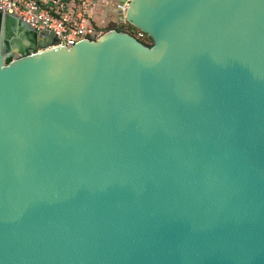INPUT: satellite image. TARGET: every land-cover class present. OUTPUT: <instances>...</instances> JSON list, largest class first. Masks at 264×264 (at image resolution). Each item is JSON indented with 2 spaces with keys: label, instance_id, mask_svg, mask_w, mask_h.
Returning a JSON list of instances; mask_svg holds the SVG:
<instances>
[{
  "label": "water",
  "instance_id": "95a60500",
  "mask_svg": "<svg viewBox=\"0 0 264 264\" xmlns=\"http://www.w3.org/2000/svg\"><path fill=\"white\" fill-rule=\"evenodd\" d=\"M118 15L152 46L1 23L0 264H264V0Z\"/></svg>",
  "mask_w": 264,
  "mask_h": 264
},
{
  "label": "built area",
  "instance_id": "2783aa9c",
  "mask_svg": "<svg viewBox=\"0 0 264 264\" xmlns=\"http://www.w3.org/2000/svg\"><path fill=\"white\" fill-rule=\"evenodd\" d=\"M97 10V0H0L2 17L17 19L35 34L52 33L58 41L57 46L65 48L84 40H97L105 33L108 25L98 21ZM116 21L132 26L120 21L119 17L112 21L119 25ZM132 36L140 41L147 35L138 29Z\"/></svg>",
  "mask_w": 264,
  "mask_h": 264
},
{
  "label": "crops",
  "instance_id": "0c3cea01",
  "mask_svg": "<svg viewBox=\"0 0 264 264\" xmlns=\"http://www.w3.org/2000/svg\"><path fill=\"white\" fill-rule=\"evenodd\" d=\"M111 4L112 0H97V8L99 12L103 10V12H111ZM113 15L115 19H118V4L115 5ZM97 10V11H98ZM105 15V14H104ZM112 20V21H114ZM5 25V41L9 42L12 40L13 47L15 49V53L12 58H17L22 55H26L38 50L35 40L33 41L30 37L32 31L26 28L23 25H18L17 20L10 16H3L2 23ZM10 33V36H7V33ZM8 46V43H7ZM7 48V47H6Z\"/></svg>",
  "mask_w": 264,
  "mask_h": 264
},
{
  "label": "trees",
  "instance_id": "16d2710c",
  "mask_svg": "<svg viewBox=\"0 0 264 264\" xmlns=\"http://www.w3.org/2000/svg\"><path fill=\"white\" fill-rule=\"evenodd\" d=\"M1 23H2V15H0V27H1ZM111 24H113V25L112 26H109L108 25L109 27L108 26L106 27L107 30L105 28V32L106 31H109V30H113V29H115L117 31H124L126 33L131 34V35H135L138 32V29H136V28H134V27H132L130 25H126L125 27L124 26L123 27L122 26L120 27V25H117V24H115L113 22H111ZM7 36L8 37L10 36V33L9 32L7 33ZM30 37L34 41L35 40V33L34 32H31ZM140 42L142 44L148 46V47L152 46V44H153L152 40L149 37H147V36L144 39L140 40ZM5 43H6V41H5ZM6 47H7V43H6ZM10 60H11V58H8L6 60V63L10 62Z\"/></svg>",
  "mask_w": 264,
  "mask_h": 264
},
{
  "label": "rangeland",
  "instance_id": "374dc122",
  "mask_svg": "<svg viewBox=\"0 0 264 264\" xmlns=\"http://www.w3.org/2000/svg\"><path fill=\"white\" fill-rule=\"evenodd\" d=\"M118 1L119 0H112V4H111V12H108V13H106V12H103V10H101L100 12H99V10H98V13H97V18H98V21H101V22H104V24L103 25H109V26H112L113 24H111V22H112V20H114L115 19V16L113 15V11H114V8L113 7H115V5L116 4H118ZM105 14V15H104ZM117 20V19H116ZM116 22H118V21H116ZM118 24L120 25V27L122 26H124L125 27V25H124V23H119L118 22ZM108 26V27H109ZM106 30H107V28H106Z\"/></svg>",
  "mask_w": 264,
  "mask_h": 264
}]
</instances>
